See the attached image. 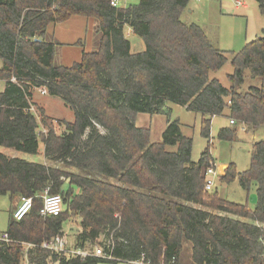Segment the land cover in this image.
I'll return each mask as SVG.
<instances>
[{"label": "trees", "instance_id": "obj_1", "mask_svg": "<svg viewBox=\"0 0 264 264\" xmlns=\"http://www.w3.org/2000/svg\"><path fill=\"white\" fill-rule=\"evenodd\" d=\"M110 1L0 0V145L36 154L41 141L50 162L0 152V195L32 198L21 220L10 212L0 264H21L24 257L28 264H179L184 243L191 264H264V140L252 143L246 170L237 172L230 162L219 176L226 183L237 179L246 191L255 187L253 209L204 190V171L214 160L212 118L227 109L223 116L233 120L218 130L220 141L235 140L238 128L254 133L264 127V83L237 90L246 70L264 77V33L231 57L230 86L224 87L209 77L228 60L224 50L199 24L181 20L190 0H138L125 7ZM255 2L264 15V0ZM76 15L97 21L96 48L82 50L70 66L58 64L46 28ZM126 25L143 50L131 52ZM37 88L73 111L72 121L56 120L61 132L43 108L44 132H37L31 110ZM168 102L202 115L207 144L197 161L191 159L193 139L179 120H170ZM139 113L166 116L160 142L150 141L148 127L136 126ZM45 190L61 195L59 215L40 214ZM69 214L79 217L75 249L86 251L104 236L110 258L93 249L81 256L40 246L63 235Z\"/></svg>", "mask_w": 264, "mask_h": 264}, {"label": "rangeland", "instance_id": "obj_2", "mask_svg": "<svg viewBox=\"0 0 264 264\" xmlns=\"http://www.w3.org/2000/svg\"><path fill=\"white\" fill-rule=\"evenodd\" d=\"M138 0H119L118 6H127L137 2ZM249 6L248 11L243 9V6H238L236 9V0H190L188 6L181 14V20L184 23L199 24L207 33L211 42L215 43L217 47L224 50L228 61L217 72H211V76L215 75L219 82L224 87H229L230 82L228 75L233 72L230 65L231 57L243 46L261 36L264 31L260 29L258 35H252L251 26L253 21L260 19L264 23V15L259 13L258 4L255 0H242ZM252 12V16L250 14ZM249 12V15H248ZM249 16V31L246 33V21ZM253 17V21L251 20ZM97 21L92 17L72 16L70 19L52 23L46 28V39L56 44L55 61L58 64L70 66L74 61L80 59L82 50L93 51L96 48L97 42ZM128 25L124 28V35L130 41L131 52H139L144 49V43L140 37L130 32ZM2 60L0 59V67ZM213 76V77H215ZM264 83V77H253L248 70L245 71L244 81L237 87L240 92L247 91L251 86H261ZM4 84L0 81V91ZM32 101L35 106L31 107L32 112L36 115L38 120L37 132L39 134L44 132V127L39 121V108H43L44 113L49 118L53 119L52 124L57 133L61 132L62 126L56 123V120L65 119L66 121L73 120V111L65 106L63 102L49 94H41L40 90L34 89L32 94ZM167 106L170 109V120H179L183 134L191 136L193 139L191 159L197 161L200 158L201 152L204 150L207 139L200 135V121L201 116L195 112L186 110L183 106L168 102ZM227 109L224 110L223 115H227ZM213 117L210 124V153L214 160L213 164L219 167L222 164H229L233 162L237 172L246 170L250 163L251 144L255 141L264 140V127L257 129L254 133L244 132L238 128L236 139L229 141H220L217 139V132L220 128L228 126V118L226 116ZM167 122L165 115H149L139 113L136 115V126L143 127L150 125V141L160 140V134ZM175 147L167 146L168 150H173ZM0 152L12 156L21 157L30 162L44 163L46 159L43 155V145L41 141L38 144V152L36 154H27L14 151L12 149L0 145ZM46 164H50L47 161ZM216 169V167H215ZM225 169L218 172L219 176L223 174ZM218 174L216 176L213 190L220 198L228 201L244 204L253 209L257 200L255 187H251L249 191L243 190L237 179L226 183L220 181ZM19 196L10 199L7 195H0V234H2L6 227L10 212L16 207ZM200 207V205L192 204ZM208 209V208H207ZM241 219V218H240ZM79 217L77 215L69 214L67 220L63 223V235L67 241V250L75 249L76 233L79 231ZM104 236H100L93 246H89L85 251L90 252L92 249L103 248L102 243ZM191 248L190 244L184 243L179 257V264H191L190 261ZM21 264H28L24 257ZM112 264V263H101ZM116 264H130L119 262Z\"/></svg>", "mask_w": 264, "mask_h": 264}, {"label": "built area", "instance_id": "obj_3", "mask_svg": "<svg viewBox=\"0 0 264 264\" xmlns=\"http://www.w3.org/2000/svg\"><path fill=\"white\" fill-rule=\"evenodd\" d=\"M112 6H118L117 0L110 1ZM237 6H244V2L241 0H236ZM41 94H46L45 88L39 89ZM229 123H233V120H229ZM217 171L215 169V163H210L204 171V190L210 192L213 190L214 182L217 176ZM42 206L40 209V214L42 216H56L59 215L63 210L62 197L58 193H49L45 190L41 196ZM32 208V198L29 196H20L19 202L17 203L15 209L11 212L12 218L14 220H21L27 215V213ZM0 240L7 241L8 235L6 233L0 234ZM42 248L54 251V252H65L71 255H81L84 256L87 253L85 251H80L78 249L67 250V241L64 235H56L49 241H43L40 245ZM95 255L105 256L103 248L94 249ZM105 257L110 258V255ZM134 264H150L149 262H143V259L134 261ZM170 264H174V259H172Z\"/></svg>", "mask_w": 264, "mask_h": 264}, {"label": "crops", "instance_id": "obj_4", "mask_svg": "<svg viewBox=\"0 0 264 264\" xmlns=\"http://www.w3.org/2000/svg\"><path fill=\"white\" fill-rule=\"evenodd\" d=\"M119 0H117V2H118ZM242 1V0H241ZM244 2V1H243ZM120 7H125V6H120ZM235 8L236 9H238L239 7L237 6V5H235ZM243 9L244 10H246V12L248 11V9H249V6L247 7V4L244 2V6H243ZM260 13V12H259ZM250 14H251V16H252V12L250 11ZM248 15H249V12H248ZM71 18V17H70ZM69 18V19H70ZM252 21H253V17H252V19H251ZM249 16L247 17V21H246V33H247V31H249ZM124 28H125V26H124ZM260 29H262V30H264V23H263V21L262 20H260V19H257L256 21H253V23H252V26H251V33L249 34L250 36H252V35H258V31L260 30ZM130 30V32H132L131 31V29H129ZM207 34V33H206ZM253 37V36H252ZM219 48V47H218ZM222 50V49H221ZM56 54H57V52H56ZM55 54V55H56ZM80 56H81V54H80ZM228 61V60H227ZM56 62V61H55ZM221 69V68H220ZM219 69V70H220ZM218 71V70H217ZM217 71H214V72H217ZM211 73V72H210ZM209 73V77L210 78H216V76L215 75H213V76H215V77H213V76H211L212 74H210ZM218 79V78H217ZM3 82V84H4V81H2ZM31 101H32V99H31ZM32 103H33V106H35V104H34V102L32 101ZM41 108V107H40ZM197 114H199L200 116H201V119H202V115L200 114V113H197ZM150 115V114H149ZM153 115H162V114H153ZM201 122V121H200ZM166 124H167V122H166ZM166 124H165V126L163 127V129H162V131H161V134H160V140H156V141H152V142H160L161 140H162V132L164 131V129H165V127H166ZM228 124H230L229 123V119H228ZM143 127H148V128H150V125H148V126H146V124L143 126ZM241 130L242 131H244L242 128H241ZM43 145V144H42ZM252 145V144H251ZM15 155L13 154L11 157H14ZM44 163H47V161L46 162H44ZM216 167V171H217V173L218 172H220V170H223V169H225L226 167H227V164H222V165H220L219 167H217V166H215ZM218 177H219V174H218ZM15 197H17V196H15ZM20 197V196H19ZM14 203H18L19 202V199H17V201H13ZM126 263V262H125ZM131 264V263H130Z\"/></svg>", "mask_w": 264, "mask_h": 264}]
</instances>
